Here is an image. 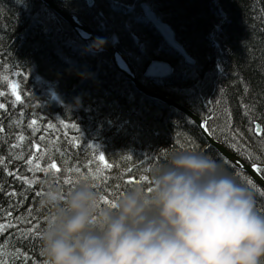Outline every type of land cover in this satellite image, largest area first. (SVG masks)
Listing matches in <instances>:
<instances>
[{
	"label": "trees",
	"instance_id": "1",
	"mask_svg": "<svg viewBox=\"0 0 264 264\" xmlns=\"http://www.w3.org/2000/svg\"><path fill=\"white\" fill-rule=\"evenodd\" d=\"M54 1L118 48L146 88L189 107L204 119L213 138L256 165L264 177V138L253 133L254 125L264 128V0H217L230 19L214 34L210 26L217 14L210 0H95L92 8L82 0ZM142 3L172 26L194 65L165 43L145 18ZM92 44L37 0H0V103L5 106L0 109V126L5 128L0 133V157L5 160L0 165V223L10 225L0 234L4 260L23 264L21 254L26 253L28 264H42V239L32 231L42 236L51 210L40 206L43 195L36 193H44L49 183L63 194L70 191L43 172H29L25 161L16 158L35 155L30 145H40L39 155L46 150L42 167L47 159L65 169L71 165L84 171L88 164L85 176L104 155L111 167L101 175L115 202L136 186L147 192L153 170L174 154L207 153L254 192L256 210L264 215L261 187L214 149L202 151L205 138L190 119L139 93L108 54L90 49ZM154 60L172 64L173 75L145 78ZM33 120L36 124L30 126ZM4 169L20 177L34 175L40 183L29 188ZM141 176L149 181L140 183ZM59 179H64L63 171ZM129 179L137 182L128 184ZM82 181L103 194L100 180Z\"/></svg>",
	"mask_w": 264,
	"mask_h": 264
},
{
	"label": "clouds",
	"instance_id": "2",
	"mask_svg": "<svg viewBox=\"0 0 264 264\" xmlns=\"http://www.w3.org/2000/svg\"><path fill=\"white\" fill-rule=\"evenodd\" d=\"M151 180V192L133 187L115 208H102L87 181L70 194L46 184L45 264H264V215L222 161L177 153Z\"/></svg>",
	"mask_w": 264,
	"mask_h": 264
},
{
	"label": "water",
	"instance_id": "3",
	"mask_svg": "<svg viewBox=\"0 0 264 264\" xmlns=\"http://www.w3.org/2000/svg\"><path fill=\"white\" fill-rule=\"evenodd\" d=\"M49 8L56 16L62 19L69 27L76 33V35L85 42H91L96 40V38H101L94 29L88 24L80 21L78 16L69 13L58 5L54 0H37ZM86 3L87 7L92 8L95 6V0H82ZM212 8L215 13L219 12L222 15V19L219 21L218 30L223 28L226 22L230 19L229 13L226 9L222 8L217 0H210ZM141 9L147 21L153 26L156 32L162 37L165 43L171 47L174 51L178 53L180 57L184 59L187 65H194L195 60L187 53L185 47L179 43L176 39V33L172 26L163 21L157 13L147 4L142 3ZM214 40V37H213ZM108 54L111 58V62L114 67L132 84L133 88L136 89L146 98L158 101L171 109L177 111L178 113L184 115L190 119L195 126L202 133L205 138L206 144L203 150L212 148L219 155H221L225 160L231 163L236 169L247 174L259 187L264 190V177L257 171L256 165H252L246 162L238 154L227 148L223 143L219 142L213 138L206 129L205 121L202 117L192 111L186 105L178 102L174 98L159 91H154L146 88L139 80L135 74V71L128 60L123 56L118 48L106 42L101 50ZM125 64V67L119 65V61ZM174 67L167 61L164 60H154L150 62L147 66L144 76L148 79H164L170 77L174 73ZM260 127V126H259Z\"/></svg>",
	"mask_w": 264,
	"mask_h": 264
},
{
	"label": "snow or ice",
	"instance_id": "4",
	"mask_svg": "<svg viewBox=\"0 0 264 264\" xmlns=\"http://www.w3.org/2000/svg\"><path fill=\"white\" fill-rule=\"evenodd\" d=\"M15 87V86H13ZM13 95L16 97V100L19 101L20 100V95L17 94L15 91H13ZM4 104L0 103V109H4ZM36 124V121L33 120L31 121V125L30 126H34ZM35 130V129H34ZM5 128L4 126H0V133H4ZM209 131H211V129H209ZM253 133L257 136H260L262 138H264V128H261L259 126L254 125L253 126ZM18 140L20 142V144H23L24 141V136L21 134L18 137ZM10 147H12L13 149H15L17 147V144H10ZM31 148L35 149L36 154H32L31 152H29L28 158H25L24 156H17V159H22L25 161V164L27 166V170L29 172H43L45 174V176H50L53 178V181L55 183H60L63 185H68L70 186V191L67 194L71 193V190H74L75 185L79 184L81 182V177H83L84 179H87L88 177H90L92 179V181H97L100 180L101 184L103 185L102 188H100V191L103 193L101 195V200H100V204L101 205H107L110 208H115L116 206V202L115 200L111 199V193L107 192V181H105V179L102 177L101 173L110 168L111 166L108 164V162L105 160V156L104 155H99L97 157L98 160V164L96 166L95 169H93L92 171L87 173V176L84 175V172H87V170L90 168V165L85 164L84 165V171L81 170V168L79 166L73 168L71 165H69L68 168H63L62 165H58L57 162L55 161V159H47L45 166L42 167L40 161L44 160L47 157V152L45 150L43 155H39L41 148L40 145H30ZM5 160L3 157H0V165H4ZM100 165H103V168L100 167ZM8 175H13L15 176L18 180H21L22 183L27 184L29 186V188H31V186L33 184L36 183H40V181H38L36 179V177L33 175L32 178H28L27 176L25 177H20L17 173H13L11 171H8L7 169H4ZM257 171H260L261 169L257 168ZM64 172V179L61 181L59 179V176L61 174V172ZM73 174L76 176V179H73ZM140 183H147L149 181V177L147 176H141L138 178ZM137 181L136 180H132L129 179L127 180L128 184H135ZM248 184H251V181L247 182ZM92 187H98L95 183L92 185ZM0 191H2V189H0ZM147 192H151V187H149L147 189ZM44 193L42 192H37L36 195L40 196L43 195ZM8 195L10 196H15L17 195L16 192H10L8 193ZM9 216H11V213H8ZM10 225L4 224V223H0V234H3L5 231L6 227H9ZM32 235H37L38 239H42V236L39 235L38 230L37 229H33L32 231ZM30 238V237H29ZM0 243H2V241H0ZM43 254V253H42ZM21 259L23 261V264H28V258H27V254H21ZM0 264H9L8 261L3 259V255L0 254ZM42 264H45V262L43 261Z\"/></svg>",
	"mask_w": 264,
	"mask_h": 264
},
{
	"label": "rangeland",
	"instance_id": "5",
	"mask_svg": "<svg viewBox=\"0 0 264 264\" xmlns=\"http://www.w3.org/2000/svg\"><path fill=\"white\" fill-rule=\"evenodd\" d=\"M217 18V17H216ZM223 20V19H221ZM219 21L220 19H215L211 22V26H210V33L214 34V32L216 30H218V26H219Z\"/></svg>",
	"mask_w": 264,
	"mask_h": 264
},
{
	"label": "bare ground",
	"instance_id": "6",
	"mask_svg": "<svg viewBox=\"0 0 264 264\" xmlns=\"http://www.w3.org/2000/svg\"><path fill=\"white\" fill-rule=\"evenodd\" d=\"M58 4V3H57ZM215 19H222V15H221V13L219 12L218 14H217V18H215ZM214 19V20H215ZM119 65L121 66V67H125V64L120 60L119 61ZM203 151V150H202Z\"/></svg>",
	"mask_w": 264,
	"mask_h": 264
}]
</instances>
